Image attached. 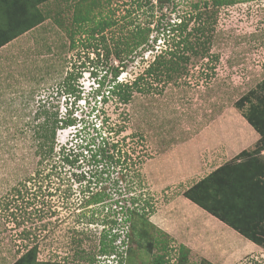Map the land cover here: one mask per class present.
I'll return each mask as SVG.
<instances>
[{
	"label": "rangeland",
	"instance_id": "rangeland-1",
	"mask_svg": "<svg viewBox=\"0 0 264 264\" xmlns=\"http://www.w3.org/2000/svg\"><path fill=\"white\" fill-rule=\"evenodd\" d=\"M202 1L175 0L174 8L169 5L151 12L144 0L142 6H138L140 0H48L41 8L50 17L0 48V98L7 102V106L0 105V188L14 186L18 179L32 176L35 170L42 172L22 187L26 191L24 205L33 202L26 208L27 214L31 213L29 219L18 228L11 222L0 226V264H12L16 260L12 250L20 244L16 236L23 230L32 234L29 240H22V254L37 244L38 263L101 264L104 254H111L106 264H158L160 256L167 260L165 264L211 263L201 249L174 240L169 231L159 229L151 215L156 206L168 201L170 193L183 196L184 191L215 167L232 162L243 150L254 148L256 141L252 136L257 133L244 120L235 102L264 79V0H234V4L220 8L211 34L209 55L204 59L193 57L187 74L178 82L158 83L162 87L157 88L159 91L147 96L136 94L127 106L115 103L107 93L111 85L110 71L117 61L106 58L101 47L112 48L137 24L144 26L150 22L152 28L158 19L176 22L181 19L179 16H188L191 5ZM150 3L158 4L157 0ZM80 18L88 19L84 21L87 25L92 24L88 21L105 18L115 23L102 33L103 40H93L75 32L74 22ZM54 19L58 23L54 24ZM68 30H72L76 42L73 49H68ZM171 38L159 37L153 48L137 50L132 59H125L117 81H131L141 74L161 49L171 44ZM213 56L218 57L217 62L212 61ZM211 66L213 71L208 70ZM34 75L42 78L41 81L28 79ZM71 88L74 95L68 91ZM31 91L34 96L26 103ZM37 104H44L51 112L58 110L61 116L67 112L77 120L82 118L87 128L82 136L96 138L101 133L109 144H117L113 153L127 152L133 160L140 157L144 163L155 157L153 169L164 180L173 172L168 159L175 160L182 154L188 163L198 159L200 175L194 173L196 176L180 190L176 188L166 194L161 191L163 182L154 186L148 177L152 173L142 172L143 163L134 171L133 167L131 174L133 171L134 184H137L132 188V195H142L141 202L150 201L152 210L148 215L134 217L130 223L122 219L115 220L114 224L115 210L111 205L117 196L113 190L110 189L102 204L87 206L84 202L88 196L79 194V184L72 179L74 169L61 163L59 157L38 163L29 139L30 131L25 127ZM75 129L78 127L59 132L57 141L59 146L77 153L75 141L70 142ZM22 130H26L23 135ZM200 139L209 145L203 156L199 154L201 147L193 146ZM239 139L244 145H250L230 144L235 147L233 151L225 147L227 140ZM189 141L194 144L184 146ZM258 157L264 162V151ZM185 170L190 173L188 166ZM156 188L158 192L153 191ZM168 210L172 214L174 208ZM160 219L163 220L160 224L167 222L161 216ZM117 232L114 242L111 237L103 238L104 234ZM232 264H264V252L251 253Z\"/></svg>",
	"mask_w": 264,
	"mask_h": 264
},
{
	"label": "trees",
	"instance_id": "trees-1",
	"mask_svg": "<svg viewBox=\"0 0 264 264\" xmlns=\"http://www.w3.org/2000/svg\"><path fill=\"white\" fill-rule=\"evenodd\" d=\"M47 1L0 0V48L46 21L50 14L41 6ZM137 1L139 2V0ZM142 1L140 0L138 6H142ZM174 1L157 0L158 4L154 6L150 0H144V4L149 5V11L155 12L156 9L162 10L169 5L174 8ZM232 4H234V0H203L201 4L191 5L192 8L188 16H179L181 19L176 22H160L158 19L152 28L149 27L150 22L144 26L137 24L122 41L115 42L112 48L101 46L106 58L112 57L114 61H117V65L113 66L110 71L111 85L107 92L108 95L117 101L115 103L127 106L136 94L151 95L159 91L157 88H162L157 86L160 83L165 85L178 82L187 74V66L193 57L204 59L209 55V43L216 23L217 11ZM85 20L88 19L80 18L74 22L75 32L80 35L85 34L87 39L93 40H103L102 33L115 23L107 21L105 18L88 21L92 24L87 25ZM56 23L58 22L54 19V24ZM153 34L154 36H152ZM159 37H172L171 44L168 43L164 49H161L153 61L133 80L118 82L117 78L125 67V59H132L137 50L150 46L153 48ZM66 38L68 49H73L76 42L73 39L72 30H68ZM47 48L50 49L49 46ZM212 59L217 62L218 57L213 56ZM213 68L211 66L208 70L213 71ZM36 77L34 75L28 79L35 82L41 81L42 78ZM0 91L2 90L0 89ZM68 91L72 95L75 94L72 88ZM33 96L34 91H31L26 103H29ZM0 99H2L0 105L7 106V102L3 98ZM103 102H105L104 98ZM235 107L241 111L244 120L259 136L254 148L238 153L235 160L226 162L213 170L184 191L183 196L239 236L264 250V162L258 157L264 151V79L237 100ZM102 123L103 126L104 122L102 121ZM26 125V129L30 131L29 139L32 141L31 147L34 149V156L38 158V163H42L43 159L51 160L59 157L61 163L74 169L72 179L79 184V194L88 196L84 202L85 205L102 204L104 199L109 196L108 192L111 189L117 196L111 207L121 203L119 211L125 217L126 223H130L138 215L141 217L151 213L150 201L145 200L142 203L140 200L142 195L124 196V194L132 193V188L137 184V182L134 184L133 171L138 165L144 163L140 157L133 160L127 152L117 150L116 153H113L117 144H109L101 133L96 138L82 136L87 129L82 118L77 120L72 116V113L67 114V112L61 116L58 110L51 112L44 107V104H37L33 117L29 118ZM70 127H78L75 129L73 139L70 140V142L75 141L74 145L79 149L77 153L71 152L64 146H59L57 141L58 133ZM25 131L22 130V135L25 134ZM97 131L100 132V130ZM99 138L100 140H98ZM78 141L81 142L80 145L76 144ZM41 174V170H35L32 176L24 175L18 179L19 182L14 186L0 188V220L2 223L0 226H6L11 222L18 228L25 219H29L27 217L31 213L27 214L26 208L33 202L24 205L23 198L26 191L22 190V187L25 182L34 180ZM68 192L71 193V189H68ZM113 215L115 224L117 211ZM31 234L30 231L23 230L16 236L19 238L20 244L13 247L12 251L16 260L12 264H47L36 262L37 244L22 254V240H29ZM117 236L118 232L112 235L108 233L104 234L103 238L111 237L114 242ZM1 239L0 251L2 250ZM123 244L125 246L124 240ZM123 244L120 245L123 246ZM110 256L111 254H104L105 258ZM166 261L164 256H160L158 264H165ZM202 264L211 263L203 262Z\"/></svg>",
	"mask_w": 264,
	"mask_h": 264
},
{
	"label": "crops",
	"instance_id": "crops-1",
	"mask_svg": "<svg viewBox=\"0 0 264 264\" xmlns=\"http://www.w3.org/2000/svg\"><path fill=\"white\" fill-rule=\"evenodd\" d=\"M252 137H254L253 141H257L258 136L255 135V133ZM228 141L230 140H227V142H225V147H227L230 151L235 150V147H232L230 144L234 145V143H237L238 146L244 145V142L240 139L236 140L237 142H235L234 140V142ZM190 142L192 145L194 144L193 141H189L188 143L184 144V146L189 145ZM222 142L223 141H220V143ZM196 145H199L201 147V150L199 151V154L201 156H203L204 150L209 147V145L201 139L197 144H194L193 146ZM249 145L250 144L244 146L248 147ZM241 149L245 148L241 147ZM224 155L227 154H225L224 152ZM154 158L152 157L151 159H149L148 161L146 160L145 163H143L142 172L145 173V171L148 170L150 173H152V175L148 174V177L152 178L151 180L153 181V183H155L154 186H160V184H162L163 182L164 190L161 191L166 194H169L176 188V190H180L182 188V185L187 184V181H191L192 177L200 175L198 174L201 170L198 159H194L188 163L186 155L182 154L175 160H172V157L168 159V161H170L169 163L171 164H169V166L173 168V172L170 173L171 177H169L167 180H164L162 176H160L159 173L157 171L155 172L153 169L155 165L154 163L156 162ZM211 164L213 165V163ZM186 166L190 168V173H185ZM215 169L216 167L213 170ZM194 173L197 174L194 175ZM179 174L182 175L179 176ZM154 175L157 177H155ZM178 178L179 180H177ZM158 189L156 188V190L153 191L158 192ZM163 197L167 198V196ZM168 208H174L172 214L171 210H168L169 212L166 211V209ZM155 209L156 211L152 213L151 217L153 219V223H156V226H158L159 229L166 232L169 231L170 236L174 240H182L183 244L185 245H193L201 249L204 257L213 264H232L251 253H258L259 255H261L264 252L258 245H255L254 243H251L245 238L239 236L225 224H223L201 208L191 204V202H189L187 199H184L182 194L175 196L173 195V193H170V196H168V201L162 206H156ZM160 216L163 217L164 220H166L169 224H167V222L160 224V222H163V220L160 219ZM170 219H172L171 222H169Z\"/></svg>",
	"mask_w": 264,
	"mask_h": 264
},
{
	"label": "built area",
	"instance_id": "built-area-1",
	"mask_svg": "<svg viewBox=\"0 0 264 264\" xmlns=\"http://www.w3.org/2000/svg\"><path fill=\"white\" fill-rule=\"evenodd\" d=\"M125 193V192H123ZM125 197H128V196H132V193H129V194H124ZM120 206H121V203H118V205H114L113 208L115 209V211H117V216L115 218V220L117 221H122V219H125V217L123 216V214L120 213Z\"/></svg>",
	"mask_w": 264,
	"mask_h": 264
},
{
	"label": "clouds",
	"instance_id": "clouds-1",
	"mask_svg": "<svg viewBox=\"0 0 264 264\" xmlns=\"http://www.w3.org/2000/svg\"><path fill=\"white\" fill-rule=\"evenodd\" d=\"M103 259L106 260V261L103 260V261L101 262V264H106L105 262H109V261H108V258H105V257H104Z\"/></svg>",
	"mask_w": 264,
	"mask_h": 264
}]
</instances>
